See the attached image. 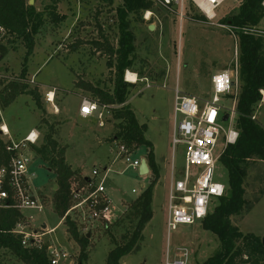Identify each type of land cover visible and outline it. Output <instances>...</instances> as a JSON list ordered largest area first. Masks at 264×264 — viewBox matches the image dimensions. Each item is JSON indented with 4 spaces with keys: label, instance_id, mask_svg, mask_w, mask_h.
<instances>
[{
    "label": "rangeland",
    "instance_id": "1",
    "mask_svg": "<svg viewBox=\"0 0 264 264\" xmlns=\"http://www.w3.org/2000/svg\"><path fill=\"white\" fill-rule=\"evenodd\" d=\"M153 2V9L145 12L142 18L133 15L127 18L129 30L134 35L133 66L127 72L138 78L129 89L127 104L137 122L146 125L145 139L152 144L154 159L162 170L152 190V218L142 231L137 250L121 258L120 263L165 264L166 258L172 259L176 248H186L189 252L187 264H201L218 250L216 236L204 231L200 222L181 225L169 234L166 228L170 167L173 166L174 179H177L184 158L183 147L178 145L173 150L172 146L174 91L177 89L181 94L204 100L210 95L211 78L220 72L233 71L239 65L237 35L220 27L227 26L220 24V20L237 10L239 0H228L222 5L212 24L189 0L183 1L182 17L177 6L164 7ZM50 4V0H33L37 11L46 10ZM120 7V0H59L56 12L65 19L54 22L45 16L25 66L26 79L34 76L35 83L28 84V87L39 93L41 109L35 106L29 95L19 96L6 108L0 106V125L8 126L13 139H22L34 128L40 135L41 145L48 127L53 128L54 138L65 148L67 164L70 163L76 171L70 186L82 184V177L89 178L93 170L101 174L94 178L98 183L104 171L109 170L103 182L105 192L123 212L116 224L130 212L131 204L150 184L152 177L139 176L138 171L126 169L119 156L120 145L111 140L117 121H112L107 108L98 109L91 121L79 118L76 110L84 99L95 100L86 88L112 90L113 76L107 68L108 56L95 43L106 39L113 48L116 47V9ZM149 26L154 29L149 30ZM24 54L23 44L16 41L7 46L3 57L0 56V75L9 78L0 82V90L4 82L19 76ZM142 79L147 81L141 82ZM47 93L53 95L51 102L46 99ZM221 104L229 109L232 101L225 100ZM253 115L264 126V102L258 103ZM2 138L6 140L4 135ZM222 148L219 143L216 153L219 154ZM131 157L146 159V149H138ZM30 172L35 177L32 191L43 207L22 210V215L32 230L43 226L46 231L53 230L44 236V241L64 254L59 264H105L108 252L114 247L109 232L118 240L119 234L128 227L126 221L123 227L113 223L108 229L100 225L89 232L79 231V235H86L89 240L86 258L80 260L79 245L71 239L53 208L54 174L38 156L32 162ZM215 177L227 186V173L220 163L216 166ZM244 198L242 212L232 217L231 223L243 234L252 233L262 238L264 161L250 163ZM216 204L211 206L210 212ZM0 264L23 263L0 248Z\"/></svg>",
    "mask_w": 264,
    "mask_h": 264
},
{
    "label": "trees",
    "instance_id": "2",
    "mask_svg": "<svg viewBox=\"0 0 264 264\" xmlns=\"http://www.w3.org/2000/svg\"><path fill=\"white\" fill-rule=\"evenodd\" d=\"M51 4L43 11H37L29 0H0V27L5 30L4 41L0 43V56L7 53V46L20 41L25 54L22 70L14 80L4 82L0 90V106L6 108L21 95H29L38 109H41L40 95L35 88L29 89L26 79V63L34 49L35 37L43 26L45 16L54 22L64 20L57 14L59 0H50ZM121 7L116 9L118 39L113 48L106 39L96 42L108 56L107 68L112 71L113 87L110 92L96 88H86L94 96L98 109L106 107L112 115L116 132L112 142L124 146L129 154L138 149H146V163L150 184L131 204L130 212L117 226L128 227L119 234L118 240L110 234L114 247L108 252L105 264H121L120 260L135 252L141 240L142 231L152 218V190L159 178L158 168L153 156L152 144L145 139L146 125L139 124L127 104L129 89L133 84L124 81V74L133 66L134 35L129 30L130 15L142 18L145 12L153 9L152 0H120ZM262 0H239L238 8L220 20V24L229 25L238 38V73L240 93L236 104L234 129L238 136L234 144H227L219 157L227 173V186L224 195L217 201L216 207L200 223L204 231L210 232L219 241L218 250L201 264H264V247L261 238L252 234H243L231 223V218L240 214L245 205V180L252 161H264V128L251 117L260 101V90L264 91V37L251 34L245 29L262 27L264 10ZM2 83V81H1ZM51 126L43 135L41 145L33 147L35 157L43 160L48 170L55 176L52 202L55 213L61 218L68 209L70 184L76 171L65 161V148L59 146L54 138ZM5 139L0 134V165L8 160L5 151ZM83 182L85 179L82 180ZM24 219L16 210L0 212V248L8 251L23 264H51L46 248H23L19 237L10 231L15 224ZM114 225V224H113ZM65 226L71 239L79 245L80 260L86 258L88 238L79 235L76 226L66 220ZM106 228L110 225H105Z\"/></svg>",
    "mask_w": 264,
    "mask_h": 264
},
{
    "label": "built area",
    "instance_id": "3",
    "mask_svg": "<svg viewBox=\"0 0 264 264\" xmlns=\"http://www.w3.org/2000/svg\"><path fill=\"white\" fill-rule=\"evenodd\" d=\"M164 7L177 6L180 8V17L183 12L184 0H153ZM228 0H189V2L212 24L216 18V11ZM264 10V0H262ZM226 27L232 35L234 29ZM246 32L264 37V27L258 29H245ZM6 33L0 27V43L4 41ZM239 65L230 72H220L211 78V91L208 98L201 100L194 96L181 94L174 91V129L172 134L173 150L180 145L184 149L183 166L180 176L174 179L173 166L168 183L166 228L168 234L176 231L181 225H194L201 222L209 213L211 206L224 195L226 186L216 180V166L222 150L216 153V147L222 143L223 148L227 144H234L237 132L234 129L236 116V104L240 93ZM124 81L135 85L138 81L133 74L134 81L127 80L129 72H125ZM9 79L0 75V82ZM12 78L10 80H14ZM8 80V81H10ZM142 79L141 82H146ZM33 85L34 76L28 79ZM148 87V86H147ZM264 102V91H259ZM47 101L51 102L50 93L46 94ZM231 100L232 106L226 109L222 102ZM260 107V106H259ZM103 107L101 109H105ZM87 109V111H85ZM98 112L96 102L84 99L78 109L82 118L92 116ZM101 117V114H98ZM227 116L224 122L223 117ZM256 121V115L251 117ZM264 128V126H262ZM1 136L6 137L5 151L8 160L0 165V212L4 210H16L22 214V210L41 209L42 203L32 191L34 174L30 172V166L34 161L33 147L39 145L40 135L36 130H30L22 139H13L5 124L0 125ZM222 148V149H223ZM119 156L124 160L126 169L137 171L141 160L133 159L124 146L118 147ZM34 156V157H33ZM109 170L106 169L98 183L94 178L100 176L98 170H93L91 177L85 179L82 184L70 186L69 206L60 222L66 220L72 222L78 232H89L100 225H111L121 216L122 210L115 205L106 195L103 182ZM53 230L45 227L32 230L28 221L24 218L12 228L10 233L19 237L23 248H46V255L51 264H59L64 254L57 248L44 241V236ZM189 252L186 248H176L172 253V259L166 258L165 264H187Z\"/></svg>",
    "mask_w": 264,
    "mask_h": 264
},
{
    "label": "water",
    "instance_id": "4",
    "mask_svg": "<svg viewBox=\"0 0 264 264\" xmlns=\"http://www.w3.org/2000/svg\"><path fill=\"white\" fill-rule=\"evenodd\" d=\"M29 5L30 6L33 5V0H29ZM153 29H154L153 26H149V30L152 31ZM226 120H227V116H224L223 117V121L225 122ZM137 171H138L139 176H146V175H148L149 169H148V166H147V163H146V160L145 159H142L141 160L140 166H139V168H138ZM56 188H57V186L54 185L53 186V189L56 190ZM43 227H45V226H43ZM261 244L264 247V235L261 238Z\"/></svg>",
    "mask_w": 264,
    "mask_h": 264
},
{
    "label": "crops",
    "instance_id": "5",
    "mask_svg": "<svg viewBox=\"0 0 264 264\" xmlns=\"http://www.w3.org/2000/svg\"><path fill=\"white\" fill-rule=\"evenodd\" d=\"M79 105H80V103L78 104V107H77V110H76V115L79 117V118H81L82 120H85V121H91V119H93V115L92 116H90V117H87V118H82V117H80L79 116V114H78V109H79ZM110 121H107V123H109ZM7 126V125H6ZM8 127V126H7ZM9 129V128H8ZM34 129V128H33ZM33 129H31V130H33ZM16 140H18L17 138H15ZM153 156H154V154H153ZM155 160V159H154ZM65 161H66V158H65ZM68 161V160H67ZM66 161V162H67ZM155 164H156V166H157V168H158V172H159V178H160V176H161V168H160V166H159V164L155 161ZM68 165L69 166H71V169L72 170H75L74 168H72V165L70 164V163H68ZM171 168V167H170ZM146 176H149V173H148V175H146ZM91 177V176H90ZM83 178H88V177H85V176H83Z\"/></svg>",
    "mask_w": 264,
    "mask_h": 264
},
{
    "label": "bare ground",
    "instance_id": "6",
    "mask_svg": "<svg viewBox=\"0 0 264 264\" xmlns=\"http://www.w3.org/2000/svg\"><path fill=\"white\" fill-rule=\"evenodd\" d=\"M134 78L135 77L133 76V74H128V76H127V80L130 81V82H133ZM50 98L53 99V95L51 93H50Z\"/></svg>",
    "mask_w": 264,
    "mask_h": 264
},
{
    "label": "snow or ice",
    "instance_id": "7",
    "mask_svg": "<svg viewBox=\"0 0 264 264\" xmlns=\"http://www.w3.org/2000/svg\"><path fill=\"white\" fill-rule=\"evenodd\" d=\"M85 111H87V109H85Z\"/></svg>",
    "mask_w": 264,
    "mask_h": 264
}]
</instances>
